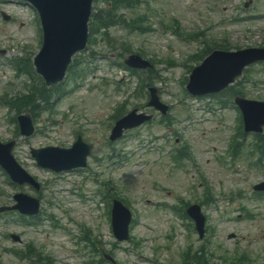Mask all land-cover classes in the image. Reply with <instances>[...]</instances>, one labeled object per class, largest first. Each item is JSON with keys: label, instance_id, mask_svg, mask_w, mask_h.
Listing matches in <instances>:
<instances>
[{"label": "rangeland", "instance_id": "obj_1", "mask_svg": "<svg viewBox=\"0 0 264 264\" xmlns=\"http://www.w3.org/2000/svg\"><path fill=\"white\" fill-rule=\"evenodd\" d=\"M147 1L134 12L147 16L145 25L151 31L129 33L116 26L109 31L112 41L97 36L88 51L75 56L83 75L73 86V92L54 102L47 112L39 113L33 121L35 132L31 137L25 139L16 134L11 121L15 111L0 103V142L15 140V159L41 184L43 212L38 226H22L14 222L15 216L7 219L0 215V258L5 264H22L7 250L23 247L30 241L51 256L52 263L48 264L97 261L98 254L83 249L82 242L77 244L78 237L83 235L82 228L90 229L91 235L100 241V255H110L115 264H181V254L188 246L196 250L209 243L217 255L246 253L251 264H264V197H256L252 191V185L264 180V169L249 154L252 137L246 139L244 150L232 158L227 151L238 123L237 112L231 107L220 109L211 99L195 104L186 99L184 112L180 105L183 100L179 102L186 94L182 80L189 76V67L196 65L192 57L204 49L205 43L211 46L228 41L230 50L264 47V0ZM105 8L106 4L101 2L95 5L94 12ZM1 11L10 20L6 22L0 15V49L7 51L6 56L0 57V97L5 92L14 97L28 92L32 81L28 76H17L13 58L32 57L38 51L39 23L34 11L18 0H0ZM134 12L123 14L131 17ZM173 20L178 21L180 35L163 27L174 28ZM193 33L198 34L196 40L184 39L185 34ZM122 43L129 45L131 53L154 61L152 87L170 107V128L159 124V114L148 110L155 121L129 133L110 152L105 137L116 106L125 103L126 112L133 107L142 108L147 99L134 96L137 78L114 65L130 54L118 57ZM167 60L175 66L168 67ZM251 75L258 84L247 85V97L264 101V68L255 66ZM65 82L66 79L62 88L67 85ZM71 87L69 82L67 88ZM174 132L191 148L192 160L185 161L182 167L169 160L180 144ZM76 135H81L91 148L92 157L84 170L55 175L36 166L30 157V148L69 147ZM200 176L216 199V204L202 207L206 227L213 230L202 239L187 228L189 221L172 210L178 207V198L190 203L202 199ZM102 183L107 185L103 187ZM99 189H103V194L111 190L129 200L135 220L129 240L117 243L112 236L108 203L102 201L103 194L96 193ZM19 191L38 196L30 188L11 186L0 170V205L10 204L11 196ZM77 192H81L83 199H79ZM242 207L249 214L242 213ZM53 225L65 226L69 236L63 230L53 229ZM10 233L18 234L22 244L7 238ZM231 234L234 238L229 239ZM102 264L111 263L104 260Z\"/></svg>", "mask_w": 264, "mask_h": 264}, {"label": "water", "instance_id": "obj_2", "mask_svg": "<svg viewBox=\"0 0 264 264\" xmlns=\"http://www.w3.org/2000/svg\"><path fill=\"white\" fill-rule=\"evenodd\" d=\"M39 11L42 21L44 43L37 61H44L50 54L52 62H60L62 70L70 57L81 50L86 42V23L92 0H28ZM49 54H48V53ZM264 51L250 50L238 55L227 54L223 62L210 67L205 73L208 80L227 77L233 79L241 69L252 61L262 59ZM40 69L41 65L36 63ZM39 64V65H38ZM210 83V82H208ZM250 109L253 108L250 106ZM264 112L261 114V119ZM69 156L73 152H66Z\"/></svg>", "mask_w": 264, "mask_h": 264}, {"label": "trees", "instance_id": "obj_3", "mask_svg": "<svg viewBox=\"0 0 264 264\" xmlns=\"http://www.w3.org/2000/svg\"><path fill=\"white\" fill-rule=\"evenodd\" d=\"M122 2H125V3H122ZM135 3L136 2L134 0H112V5L114 6V14L111 12L110 14H106L105 16H102V17H99V16L94 17L93 22H92V28L95 29L98 27L97 29H100V28L107 29L109 26L113 25L116 21H120L126 24V22L122 21L123 19L121 20V17H119L116 14L115 8L119 9V7L121 6L132 8L135 5ZM114 19L115 21L112 22Z\"/></svg>", "mask_w": 264, "mask_h": 264}]
</instances>
